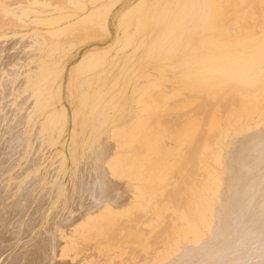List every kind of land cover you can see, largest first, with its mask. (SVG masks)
<instances>
[{
  "label": "bare ground",
  "instance_id": "obj_1",
  "mask_svg": "<svg viewBox=\"0 0 264 264\" xmlns=\"http://www.w3.org/2000/svg\"><path fill=\"white\" fill-rule=\"evenodd\" d=\"M0 264H264V0H0Z\"/></svg>",
  "mask_w": 264,
  "mask_h": 264
},
{
  "label": "rangeland",
  "instance_id": "obj_2",
  "mask_svg": "<svg viewBox=\"0 0 264 264\" xmlns=\"http://www.w3.org/2000/svg\"><path fill=\"white\" fill-rule=\"evenodd\" d=\"M122 4V2H119L117 5H116V9H117V7H119L120 5ZM111 25H110V27H111V30H112V35H111V37H109V40H111L114 36H115V24H114V21H112V23H110ZM71 38H73L72 36H70V38L69 39H71ZM62 40H64V38H61ZM108 40V41H109ZM92 44H102V42H98V41H91V42H89V43H85L84 45H81L80 47H78L77 49H75V50H77V51H79V53H83L86 49H88V48H90L91 46H92ZM4 45V44H3ZM7 45V44H6ZM8 53H7V55H16V56H20V57H23V60L22 61H24L25 60V58L29 55V54H26V53H24V52H21L20 50H11V49H9L8 51H7ZM6 53V52H5ZM4 53V54H5ZM8 60H10L9 58H8ZM67 66H69V63H67Z\"/></svg>",
  "mask_w": 264,
  "mask_h": 264
}]
</instances>
